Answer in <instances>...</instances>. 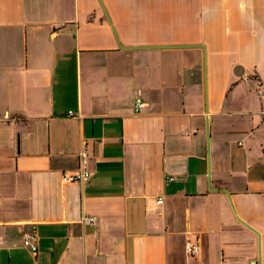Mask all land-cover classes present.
<instances>
[{
  "label": "crops",
  "instance_id": "0c3cea01",
  "mask_svg": "<svg viewBox=\"0 0 264 264\" xmlns=\"http://www.w3.org/2000/svg\"><path fill=\"white\" fill-rule=\"evenodd\" d=\"M260 90L264 0H0V264H264Z\"/></svg>",
  "mask_w": 264,
  "mask_h": 264
},
{
  "label": "built area",
  "instance_id": "2783aa9c",
  "mask_svg": "<svg viewBox=\"0 0 264 264\" xmlns=\"http://www.w3.org/2000/svg\"><path fill=\"white\" fill-rule=\"evenodd\" d=\"M260 95L264 97V91L260 90ZM135 106L137 110H140L144 107V104L140 99H138L136 101ZM262 121L264 122V113L262 115ZM91 177L92 173L89 170V155L87 150H84L79 155V166L77 170L73 173H65L63 175V182L65 184L86 183L91 179ZM173 180L174 179L171 178L169 181ZM163 202V199L160 198L158 204H163ZM85 220L89 224H94L96 222V218H87ZM23 245L33 254H36L38 252L35 237L31 233L24 234ZM185 247L186 253L189 257L197 258L200 255L201 246L198 242L193 240H187Z\"/></svg>",
  "mask_w": 264,
  "mask_h": 264
},
{
  "label": "rangeland",
  "instance_id": "374dc122",
  "mask_svg": "<svg viewBox=\"0 0 264 264\" xmlns=\"http://www.w3.org/2000/svg\"><path fill=\"white\" fill-rule=\"evenodd\" d=\"M68 81H69V83L74 84V79H73L72 73H70V75L68 77Z\"/></svg>",
  "mask_w": 264,
  "mask_h": 264
}]
</instances>
